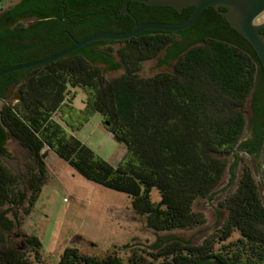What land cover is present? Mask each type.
Returning <instances> with one entry per match:
<instances>
[{
    "label": "trees",
    "instance_id": "trees-1",
    "mask_svg": "<svg viewBox=\"0 0 264 264\" xmlns=\"http://www.w3.org/2000/svg\"><path fill=\"white\" fill-rule=\"evenodd\" d=\"M125 1L19 0L0 14V24L5 18L11 22L20 18L38 21L29 29L1 27L0 48L11 36L29 37L62 19L85 20L80 39L120 21L129 29L135 22L179 24L194 9L178 12L130 0L129 14L123 15L120 9ZM51 9L57 11L52 14ZM207 9L186 30H148L124 41L93 42L30 71L18 87V100L0 107V243L14 227L9 213L28 197L25 214H29L39 197L48 171L45 148L83 178L128 195L134 213L143 216L146 227L157 233L191 229L204 222L203 216L193 211V204L209 197L220 183L226 170L221 157L238 146L246 125L243 107L258 63L245 43L213 36L211 26L190 43L173 39H185ZM94 19L102 22L92 24ZM111 31L126 32L118 27ZM114 44H118L116 49H101ZM162 53L158 65L172 66L171 71L142 76V64ZM9 64L14 63H1L0 69ZM116 71L122 74L105 80L106 74ZM69 88L85 94L83 108L73 105ZM250 111L251 135L240 149L258 163L264 141V98L255 96ZM56 113L64 125L53 118ZM96 114L113 139L126 146L116 166L71 133ZM8 137L25 149L32 164L24 181L25 191L19 193L13 192L17 175L2 161L12 155L6 148ZM222 205L227 216L216 237L226 242L238 235L222 246V253H213V239L202 246H190L174 236H160L152 246V261L134 256L128 264H264V201L248 164L242 166L235 191ZM25 244L24 251L0 248V264H31V257L39 261V239L31 236ZM58 264L125 263L116 255L99 259L68 247Z\"/></svg>",
    "mask_w": 264,
    "mask_h": 264
},
{
    "label": "rangeland",
    "instance_id": "rangeland-1",
    "mask_svg": "<svg viewBox=\"0 0 264 264\" xmlns=\"http://www.w3.org/2000/svg\"><path fill=\"white\" fill-rule=\"evenodd\" d=\"M18 1L2 0L0 9L3 10L0 14ZM173 39L181 41L179 36H174ZM108 47L116 49L118 44L102 46L101 49L106 50ZM191 47L193 46L189 48ZM162 58L163 53L145 61L140 74L152 76L159 72L171 71L172 66L158 65ZM15 61L9 60L10 63ZM121 74L122 71L111 72L104 78L107 81ZM16 94V89L9 90L7 97L0 99V107L4 103L14 104L18 99ZM68 96L74 97V106L83 108L86 96L80 89L69 88ZM250 101L251 95L243 107L246 125L238 146L231 154L221 157L225 160L226 170L220 183L211 191L209 197L196 200L193 204V211L203 216L202 224L191 229L157 233L146 227L143 216L134 213L128 195L101 187L83 178L55 153L45 148L47 154L45 163L48 170L46 182L29 214H25L28 197L9 213L14 227L6 233L5 241L0 243V248L24 251L27 248L26 239L35 236L41 243V259L37 261L31 257V264H58L60 255L68 247L99 259L116 255L128 264V260L134 256H142L145 260L152 261L151 254L155 253L152 246L157 238L174 236L188 242L190 246H202L213 239V253H222V246L238 237L235 233L226 242H220L216 237L227 216L222 204L235 191L244 164H248L252 169L264 201L263 186L258 180L259 165L252 156L240 149L241 143L248 140L251 135ZM53 118L63 124L59 120V113ZM71 133L112 166H116L126 152V146L115 141L112 134L105 129L99 114L93 116L80 130ZM6 148L12 155L3 157L2 161L17 175L13 192H23L27 170L32 164L25 149L14 139L8 137Z\"/></svg>",
    "mask_w": 264,
    "mask_h": 264
},
{
    "label": "flooded vegetation",
    "instance_id": "flooded-vegetation-1",
    "mask_svg": "<svg viewBox=\"0 0 264 264\" xmlns=\"http://www.w3.org/2000/svg\"><path fill=\"white\" fill-rule=\"evenodd\" d=\"M136 10L137 12L140 13V9H136ZM224 10L225 8H220V11H224ZM56 11L57 10L55 9H51L50 12H52L53 14ZM220 17L221 19H224L218 11H216L213 8H208L206 11L202 13L198 23L194 25L192 30L189 32L188 36L185 39L181 38V40L184 43H190L195 39H197L198 37H200L204 33V31H206V29H208L209 26H211L212 29L211 35L216 37H224L225 39H229V40H239L240 42L245 43V45L256 54V52L254 51L252 46L248 43V41L245 38H243L241 35H239L234 29H232L225 19L223 21L220 19ZM52 19L53 16L46 18V20H52ZM37 21L38 19L36 18H31V19L20 18L18 20L11 22L9 18H5L0 24V28L8 25L11 29L19 30L22 27L29 29ZM101 22L102 21L100 19H94L91 23L99 25ZM60 23L48 24L47 26H43L42 28L36 30V34L31 35L29 37L21 38L18 36H11L9 38L10 40L9 43L7 41L4 42L3 40L0 48V64L6 62L9 63L10 59L16 60L14 64L40 60L69 47L74 41L82 39V38L78 39V36L84 32V28H85L84 26L86 25L85 24L86 22L83 18L77 17L75 21H71V20L67 21L66 19H62ZM253 25L258 27L259 33L264 38V11H262L259 15H257L254 18ZM117 27L122 31H126V32L133 28L132 27L131 29H129L128 25L120 21V22L108 23L107 25H104L105 30L103 31H111L112 28H117ZM100 42H106V41H100ZM256 57L258 63H257V70L254 75V82L250 91V95H251L250 104L255 96H260L264 98V70L262 68V65L260 63L257 54ZM54 61H51L47 64H44L36 68L43 67ZM14 64H9L8 66ZM36 68L16 71L1 76L0 91L3 95V98L7 97V92L11 89H16L17 92L16 95L19 98L18 87L20 83L25 78L28 77L30 71ZM215 263L218 264L217 262Z\"/></svg>",
    "mask_w": 264,
    "mask_h": 264
},
{
    "label": "water",
    "instance_id": "water-1",
    "mask_svg": "<svg viewBox=\"0 0 264 264\" xmlns=\"http://www.w3.org/2000/svg\"><path fill=\"white\" fill-rule=\"evenodd\" d=\"M126 0L121 7L120 13L128 15ZM143 3L147 6L171 7L178 12L183 9L193 7L189 18L179 24H169L161 22H143L135 23L133 28L127 32L100 31L92 33L80 40L74 41L69 47L40 60L14 64L0 69V77L12 72L25 69L36 68L47 64L51 61L63 58L81 47L99 41L113 42L131 39L143 31H160V32H180L190 28L196 21L200 13L207 9L213 8L218 11L228 22L229 26L239 35L245 38L256 52L262 68L264 70V38L258 31V27L253 25L254 18L264 11V0H133ZM220 8H225L220 11ZM264 139V136H263ZM259 174L258 180L263 186L264 193V141L258 156Z\"/></svg>",
    "mask_w": 264,
    "mask_h": 264
},
{
    "label": "crops",
    "instance_id": "crops-1",
    "mask_svg": "<svg viewBox=\"0 0 264 264\" xmlns=\"http://www.w3.org/2000/svg\"><path fill=\"white\" fill-rule=\"evenodd\" d=\"M1 1H2V0H0V3H1ZM15 3H17V2H15ZM15 3H13V4H15ZM13 4H12V5H13ZM12 5H11V6H12ZM1 10H3V9H0V11H1Z\"/></svg>",
    "mask_w": 264,
    "mask_h": 264
}]
</instances>
